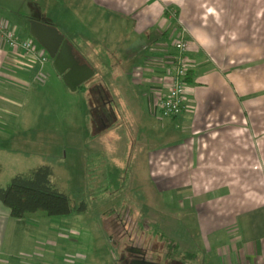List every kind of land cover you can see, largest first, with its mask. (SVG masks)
Listing matches in <instances>:
<instances>
[{
    "label": "crops",
    "instance_id": "crops-1",
    "mask_svg": "<svg viewBox=\"0 0 264 264\" xmlns=\"http://www.w3.org/2000/svg\"><path fill=\"white\" fill-rule=\"evenodd\" d=\"M62 1L73 20L69 42L95 73L76 89L88 99L94 134H116L119 149L141 145L154 185L148 196L170 190L168 199L188 205L204 244L223 232L209 244L212 264H264V203L254 204L243 186L264 185V0ZM6 2L0 0V11L9 9ZM166 8L176 9L177 19L167 18ZM34 17L51 23L41 12ZM182 30L193 43L190 107L157 117L150 102L167 93L161 78ZM8 51L0 46V88L8 76L34 84L33 72L15 66ZM2 99L13 103L4 92ZM10 115L0 113V134ZM127 129L133 141L123 138ZM142 129L155 136L149 147ZM62 221L42 214L18 220L0 199V264H119L112 239L99 251L88 234L75 236Z\"/></svg>",
    "mask_w": 264,
    "mask_h": 264
},
{
    "label": "rangeland",
    "instance_id": "rangeland-1",
    "mask_svg": "<svg viewBox=\"0 0 264 264\" xmlns=\"http://www.w3.org/2000/svg\"><path fill=\"white\" fill-rule=\"evenodd\" d=\"M59 1L7 0L9 9H2L0 14L16 26L21 38L30 39L29 18L41 12L70 41V25H73L70 6ZM241 52L239 58H242ZM47 63L45 84L24 87L8 76L0 88V94L4 92V96L10 95L13 99V103L2 99L0 104V113L13 112L7 120L9 131L0 134V184L6 186L16 174L29 176L35 168L48 165L53 172L51 182L68 196L73 211L65 216H48L42 210L26 215L65 219L62 222L66 226L76 228L68 231L75 236L85 232L89 236L88 245H99V251L104 250L103 241L111 243L113 238V251L120 259H126L127 249L136 246L146 251L147 258L163 264L169 262L166 254L174 257L170 264H181L180 260L184 261L182 264L214 263L216 250L208 247L215 239V243L221 241L223 232L217 238H208L204 244L197 234L196 217L188 205L178 207L175 200L168 199L170 190L158 189L148 196L147 189L154 185L148 177L147 159L141 145L137 149L128 145L119 149L116 134H94L86 95L81 88L71 91L52 61ZM7 64L4 63L6 67L2 64L3 69L10 68ZM128 129L130 134L123 138L130 141L134 132ZM142 131L144 141H149L152 134L148 137V132ZM148 141L144 142L146 147L150 146ZM101 164L117 166L112 180L104 175L107 170ZM243 186L252 190L254 204L264 203V185L254 184L253 189L250 184ZM83 205L85 209L81 210ZM190 254L192 257H188Z\"/></svg>",
    "mask_w": 264,
    "mask_h": 264
},
{
    "label": "built area",
    "instance_id": "built-area-1",
    "mask_svg": "<svg viewBox=\"0 0 264 264\" xmlns=\"http://www.w3.org/2000/svg\"><path fill=\"white\" fill-rule=\"evenodd\" d=\"M165 13L167 18L178 17L177 10L173 8H166ZM173 43L175 51L171 55L170 65L164 68L161 78L166 82L167 93H158L150 102L151 113L161 118L177 117L190 107L191 86L188 77L192 62L188 53L193 43L185 37L183 30ZM0 46L7 47L8 59L15 66L33 72L34 83H46L48 74L44 67L51 61L49 54L34 38H20L16 26L3 16H0Z\"/></svg>",
    "mask_w": 264,
    "mask_h": 264
},
{
    "label": "trees",
    "instance_id": "trees-1",
    "mask_svg": "<svg viewBox=\"0 0 264 264\" xmlns=\"http://www.w3.org/2000/svg\"><path fill=\"white\" fill-rule=\"evenodd\" d=\"M188 79L190 80V73ZM90 161L92 162L91 159ZM100 166L103 165L101 164ZM116 168L117 166L113 164L108 166L106 164L102 167L103 170H107L104 175L110 178V180H112L113 174L116 173ZM90 170L92 172V164L90 165ZM52 173L50 166L43 165L32 170L29 176L16 174L6 186L0 184V199L10 209L11 216L22 220L26 214L38 210L44 211L48 216L71 214L73 209L69 198L64 192L58 190L53 185L51 182ZM83 209H85L84 205L81 210ZM112 243H114L113 238ZM166 256L169 262L170 260H174V257H171L169 254H166ZM188 257H192V255ZM169 262L167 264H170ZM178 262L182 264L184 261L180 260ZM119 264H123L122 259Z\"/></svg>",
    "mask_w": 264,
    "mask_h": 264
},
{
    "label": "water",
    "instance_id": "water-1",
    "mask_svg": "<svg viewBox=\"0 0 264 264\" xmlns=\"http://www.w3.org/2000/svg\"><path fill=\"white\" fill-rule=\"evenodd\" d=\"M29 34L49 54L53 66L71 91L90 79L94 70L86 62H81L74 46L51 23L40 17L29 19ZM133 258L126 264H162L146 258V252L141 247H132Z\"/></svg>",
    "mask_w": 264,
    "mask_h": 264
},
{
    "label": "flooded vegetation",
    "instance_id": "flooded-vegetation-1",
    "mask_svg": "<svg viewBox=\"0 0 264 264\" xmlns=\"http://www.w3.org/2000/svg\"><path fill=\"white\" fill-rule=\"evenodd\" d=\"M105 117H106V119H110V114L108 113V112H105ZM132 247H134V246H132ZM132 247H129L128 249H127V251L129 252V255L127 256V258L125 259V258H121L122 259V262H123V264H126L125 262L126 261H130L132 258H133V254L130 252V249L132 248ZM146 255V254H145ZM146 258H147V256H146ZM147 259H149V258H147ZM150 260H152V259H150ZM159 263H161V262H159ZM163 264V263H162Z\"/></svg>",
    "mask_w": 264,
    "mask_h": 264
}]
</instances>
